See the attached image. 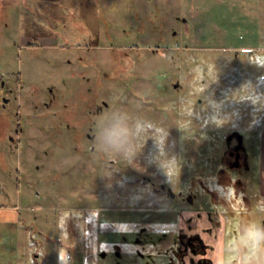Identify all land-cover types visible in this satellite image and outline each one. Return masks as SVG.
<instances>
[{"label":"rangeland","instance_id":"obj_1","mask_svg":"<svg viewBox=\"0 0 264 264\" xmlns=\"http://www.w3.org/2000/svg\"><path fill=\"white\" fill-rule=\"evenodd\" d=\"M263 132L264 0H0V264H264Z\"/></svg>","mask_w":264,"mask_h":264},{"label":"clouds","instance_id":"obj_2","mask_svg":"<svg viewBox=\"0 0 264 264\" xmlns=\"http://www.w3.org/2000/svg\"><path fill=\"white\" fill-rule=\"evenodd\" d=\"M104 121L99 130L100 150L108 155L117 154L122 158L127 157L129 139H134L147 128L146 121L139 118L133 120L127 114L116 112L106 117Z\"/></svg>","mask_w":264,"mask_h":264},{"label":"flooded vegetation","instance_id":"obj_3","mask_svg":"<svg viewBox=\"0 0 264 264\" xmlns=\"http://www.w3.org/2000/svg\"><path fill=\"white\" fill-rule=\"evenodd\" d=\"M244 165V155L243 152L240 148H234V149H228V151L226 152L224 158L222 159V167L219 168L218 170V175H217V181L220 182H225L228 183L230 182V178H231V174L230 172L235 171V169H239L242 168ZM241 180L237 179L234 183V185L236 184L237 186H241L240 185ZM247 199L244 200V202H246ZM188 245L192 248V252L195 255H204L205 251L202 248V245L200 244L199 241L197 240H189L188 241ZM204 260L207 259H203L202 261L199 262V264H202V262Z\"/></svg>","mask_w":264,"mask_h":264},{"label":"crops","instance_id":"obj_4","mask_svg":"<svg viewBox=\"0 0 264 264\" xmlns=\"http://www.w3.org/2000/svg\"><path fill=\"white\" fill-rule=\"evenodd\" d=\"M80 1L85 2V3L90 5L91 0H80ZM263 160H264V158H263ZM247 182L249 183V185L251 184L248 180H247ZM263 184H264V172L262 170H260V168H259V179H258L257 193L260 192V189L262 188Z\"/></svg>","mask_w":264,"mask_h":264},{"label":"water","instance_id":"obj_5","mask_svg":"<svg viewBox=\"0 0 264 264\" xmlns=\"http://www.w3.org/2000/svg\"><path fill=\"white\" fill-rule=\"evenodd\" d=\"M202 264H212V262L209 261V260H204V261L202 262Z\"/></svg>","mask_w":264,"mask_h":264}]
</instances>
